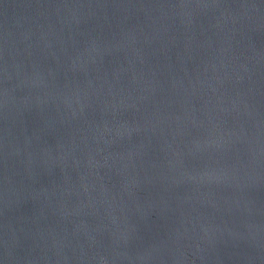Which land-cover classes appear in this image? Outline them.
I'll return each instance as SVG.
<instances>
[{"label": "water", "instance_id": "water-1", "mask_svg": "<svg viewBox=\"0 0 264 264\" xmlns=\"http://www.w3.org/2000/svg\"><path fill=\"white\" fill-rule=\"evenodd\" d=\"M0 264H264V0H0Z\"/></svg>", "mask_w": 264, "mask_h": 264}]
</instances>
